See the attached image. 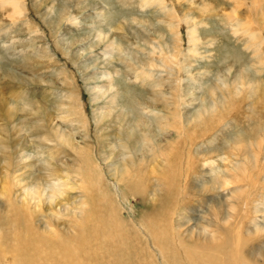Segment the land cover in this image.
<instances>
[{
  "label": "rangeland",
  "instance_id": "rangeland-1",
  "mask_svg": "<svg viewBox=\"0 0 264 264\" xmlns=\"http://www.w3.org/2000/svg\"><path fill=\"white\" fill-rule=\"evenodd\" d=\"M3 1L0 187L10 184L13 197L27 211L34 199L26 204L21 200L29 185L30 192L49 180V190L66 181L65 191L44 200L41 213L38 210L30 223L43 233L51 234L49 222L63 235L78 233L81 214L91 200L77 172V149L93 147L122 221L152 232L147 219L156 214L164 235H179L177 239L191 247L194 243L189 241L196 238L195 244L203 246L213 240L222 244L228 237L249 239L242 254L264 263V0H163L165 7L144 8L141 0H18L20 14H13L10 0ZM191 26L197 39L193 45ZM252 30L256 40L249 43ZM110 40L115 42L106 51ZM140 68L151 77L135 78ZM209 101L214 103L211 113L204 111ZM107 112L108 118L97 121ZM121 114L127 115L130 150L121 148L113 133L126 125ZM159 148L162 156H157ZM129 155L135 166H126ZM46 158L55 175L46 174ZM124 169L130 179L126 182L119 176ZM137 175L142 178L140 188L133 190ZM6 197L0 193L1 216L7 212ZM4 227L14 229L1 226L0 237L9 236ZM143 238L150 242L153 264H169L152 241ZM177 239L169 245L178 247ZM12 260L0 258V264Z\"/></svg>",
  "mask_w": 264,
  "mask_h": 264
},
{
  "label": "bare ground",
  "instance_id": "bare-ground-1",
  "mask_svg": "<svg viewBox=\"0 0 264 264\" xmlns=\"http://www.w3.org/2000/svg\"><path fill=\"white\" fill-rule=\"evenodd\" d=\"M20 1V0H19ZM4 3H8L5 0L3 1ZM2 2V3H3ZM18 0H10L9 4L15 9L13 11V14H20L18 11V8H20V4H18ZM140 3V2H139ZM142 3V7H150V6H160V7H165L163 0H141ZM99 14V13H98ZM17 18V17H16ZM72 21L75 20L73 19V17L71 18ZM248 25V24H247ZM250 27V26H249ZM191 28H193V26H191ZM190 28V41L193 45V43L197 40H195V34L192 32L195 28L191 29ZM98 31H100L98 29ZM195 31V30H194ZM255 31V30H254ZM98 36H101L100 32L97 33ZM96 35V37H98ZM189 35V34H188ZM104 38L106 37L105 35L103 36ZM249 43L250 41H254L256 40V35L255 32L250 31L249 33ZM195 40V41H194ZM113 41L114 40H110L106 43V48L108 50H110V48L113 45ZM115 42V41H114ZM197 42V41H196ZM248 43V47H253L254 50H256L257 48H255L254 46L250 45ZM252 44V43H251ZM254 44V43H253ZM257 44V43H256ZM255 45V44H254ZM156 50V49H155ZM105 51V52H106ZM193 52V50H191ZM191 53V52H190ZM176 54V53H175ZM186 54V53H185ZM192 55V54H191ZM262 62V61H261ZM152 66V65H151ZM150 66V67H151ZM141 70H139V74H137V77L135 78H143V77H151V73L148 71L143 70L142 68H140ZM107 70V69H106ZM102 72V71H101ZM209 73V72H208ZM102 74H104V76H109L107 75L109 73L107 72H102ZM154 75V74H153ZM103 77V76H102ZM141 81V79H139ZM221 80V79H220ZM250 80V78H249ZM238 81V80H237ZM236 81V82H237ZM241 81V80H240ZM257 81V80H256ZM227 82V81H226ZM226 82H224L225 84H227ZM233 82V83H236ZM110 83V82H109ZM239 83V81H238ZM237 84V83H236ZM248 84V83H247ZM253 84V83H252ZM255 84V83H254ZM257 84V83H256ZM260 85V84H259ZM110 86L112 87V83H110ZM234 86V85H233ZM98 87V86H97ZM99 87H101L100 92H102L104 90V88H102V86L100 85ZM232 87V86H231ZM238 87V85L236 86ZM254 87V86H253ZM214 88V87H213ZM219 88V87H218ZM217 88V90H218ZM230 88V87H228ZM239 88V87H238ZM110 89V88H109ZM241 89V88H240ZM253 89V88H251ZM222 90V88H221ZM225 90V89H223ZM227 90V89H226ZM225 90V92H226ZM214 91V90H213ZM220 91V90H219ZM236 91V90H235ZM238 91V90H237ZM217 92V91H215ZM248 93V92H247ZM246 93V94H247ZM216 94V93H215ZM225 95V93H223ZM234 94V93H233ZM220 95V93H219ZM115 96V95H114ZM221 96V95H220ZM236 96V95H235ZM222 98V96H221ZM220 98V99H221ZM114 97L111 98V100H113ZM218 99V97H217ZM110 100V101H111ZM155 100V99H152ZM175 100V99H174ZM182 100V99H181ZM216 100V99H215ZM222 100V99H221ZM225 101V99H223ZM213 101V100H211ZM242 101V100H241ZM112 102V101H111ZM177 102V101H175ZM210 102V101H209ZM214 102V101H213ZM217 102V101H216ZM214 102V103H216ZM219 102V101H218ZM206 103V102H205ZM213 103V105H214ZM221 103V102H220ZM176 104V103H175ZM210 106L209 104H206V108L204 111H209L211 113V110H208L210 108L213 107L212 102H210ZM216 105V104H215ZM222 105V103H221ZM157 106V105H156ZM203 106V105H202ZM201 106V107H202ZM148 107V106H147ZM178 107V106H177ZM200 107V106H199ZM200 107V109H201ZM205 107V106H203ZM176 108V107H175ZM199 109V110H200ZM225 109V107H224ZM223 109V110H224ZM202 110V109H201ZM197 111V110H196ZM175 112V111H174ZM214 112V111H213ZM212 112V113H213ZM226 112V111H225ZM194 113V112H193ZM202 113V112H201ZM209 113V116H210ZM111 114V112H107L106 113V117H104V115L102 114L101 118L98 117L97 121H102L106 118H108V116ZM200 114V113H199ZM173 115L175 117L178 118V112L173 113ZM204 115V114H203ZM202 115V117H203ZM208 115V114H207ZM206 115V116H207ZM214 115V114H213ZM122 119H125L126 125H122V129H116L113 130V133H117L116 135V139H119L120 142V147L121 148H125V149H132V147L130 146V138H129V123H127V115L126 114H121ZM193 116V115H192ZM260 116V115H259ZM262 116V115H261ZM195 117V116H194ZM215 117V116H213ZM176 118V119H177ZM209 118V117H208ZM264 118V117H263ZM141 119V118H140ZM139 119V120H140ZM175 119V118H173ZM204 119V118H203ZM111 120V119H110ZM171 120V119H170ZM212 120V119H211ZM220 120V119H219ZM109 121V120H107ZM112 121V120H111ZM192 121V120H191ZM174 122V121H173ZM177 122V121H176ZM181 122V121H180ZM200 122V121H199ZM109 123V122H108ZM112 123V122H111ZM138 123V120H137ZM204 123V122H203ZM26 125H30L28 121L25 122ZM146 124V123H145ZM179 119L178 122L176 124V127H180L179 125ZM185 124V123H184ZM199 124V123H198ZM205 124V123H204ZM200 125H202V123L199 124V128ZM106 126H107V122H106ZM110 126V125H108ZM134 126V124H133ZM170 126V124H169ZM182 126V125H181ZM197 126V125H196ZM195 126V127H196ZM166 127V125H165ZM198 127V126H197ZM226 127V126H225ZM158 128V127H157ZM167 128V127H166ZM202 128V127H201ZM200 128V129H201ZM164 129V128H163ZM199 129V130H200ZM136 130L139 131V126L137 124L136 126ZM165 130V129H164ZM190 130V129H189ZM196 130V128L194 129ZM202 130V129H201ZM205 130V129H204ZM184 131V130H183ZM188 131V130H187ZM193 131V130H192ZM198 131V130H197ZM175 132V131H173ZM194 132V131H193ZM200 132V131H198ZM211 132V131H210ZM111 133V132H110ZM109 131H107V134L110 135ZM162 133V132H161ZM208 133V132H207ZM206 133V134H207ZM212 133V132H211ZM205 134V133H204ZM210 134V133H209ZM156 135V134H155ZM106 134L103 136L104 140H106ZM193 136V135H192ZM207 136V135H206ZM242 136V135H241ZM99 137V136H98ZM183 137V136H182ZM64 138V137H63ZM114 138V137H113ZM189 138V137H188ZM238 138V137H237ZM44 139L49 140V138L47 136L44 137ZM62 139V138H61ZM208 139V138H207ZM141 140L144 142L145 138L144 136H141ZM149 140V139H148ZM189 140V139H188ZM194 140V139H192ZM214 140V139H212ZM69 141V140H68ZM67 141V142H68ZM189 142V141H188ZM194 142V141H193ZM205 142V141H204ZM69 143V142H68ZM176 143V142H175ZM178 143V142H177ZM182 143V142H181ZM159 144V143H158ZM173 144V143H172ZM190 144V143H189ZM211 145V143H209ZM182 145V144H181ZM192 145V144H191ZM190 145V146H191ZM7 149V145H5ZM146 146V145H145ZM141 147V146H140ZM248 147V146H247ZM190 148V147H189ZM50 149V148H49ZM86 149L88 148H84L82 147V149H77V153H79L81 155L78 164L80 165V169H77V172L79 173V175L81 176V181L83 182L84 185H82L81 182V186L84 188H87L88 191L90 192V197L88 198L91 200V205L89 206L88 209H83V212L81 214V221L79 222V231L78 233L75 234L74 236H67V235H63L64 231L61 232L58 229H56V224H52L51 222L48 223V230L51 231L50 233H43V232H39L38 230V225L37 227L32 225L30 223V218L33 217V215L36 214V212H40V209H42L41 205L43 203L44 200H51V197L57 196V194H62L65 189H63V184L66 185V181H64V183L60 184V185H56L54 187H51L49 190H46V187L49 186V183L46 184L44 182H42L41 184L37 185L38 187H35V189L33 191L29 192V186L27 187L26 191V195H24V198L21 200V202L23 204H26L27 202H31L34 199L33 203H30L29 208L26 210H24L23 208H21L22 204L20 205L17 201V199H15L13 197V193H11L12 189L10 188V184H3L4 187L1 188L0 187V193L5 194L6 197V211L5 214H8L7 218L5 219V214L3 216H1L0 214V228L1 226H8L10 228H14L13 230H8L9 232V236H5V234L3 236L0 237V258L2 259H6L9 256L13 257V260L11 261L12 264H153L155 258L153 259V256L150 255V250H148V247L150 245L149 240L146 241V239H144L143 237L150 239L151 245H154V248L157 247L159 249V251H161L160 253L164 254L165 259L167 260V262L169 264H264L261 261L258 262L257 260H255V257H252L251 259H246L245 256L242 254L245 246L247 244H249L247 241H249V239H239L238 238H233V241L231 240V238H226V240L222 243V244H214L212 242H208L207 246H203V245H199V244H195L197 242V238L194 240H190L189 242H193L194 246H189L186 243L181 242V239L177 237H179V235H172L170 236V238L168 237V235H164L165 232L163 233V228H161V226H163V224L161 223L160 220H158L157 218H159L158 215L155 214L156 218H150L147 219L151 228L152 232H148L147 229L145 228V226L143 227L142 225V229L141 227L138 228H134L131 223H126L124 221H122L119 217H118V211L117 209H115L114 206V201H113V195L110 194V192L107 191V185H106V180L104 179V176L102 175V173L100 172L99 169V165L98 163L95 162V156L92 153L93 152V147H91V149L89 151H87ZM167 150V149H166ZM194 150V149H193ZM54 151L55 150H49L47 156L48 157H53L54 155ZM179 151V149H178ZM182 151V150H181ZM180 151V152H181ZM24 153V151H22ZM128 152V151H127ZM126 152V153H127ZM167 152H170L169 150ZM192 152V151H191ZM213 152V151H212ZM122 153V152H121ZM164 153V151L162 152L161 148H159L157 150V156H162V154ZM178 154H180L178 152ZM185 154V153H184ZM189 154V153H188ZM195 154H197L195 152ZM201 154V153H200ZM197 154V155H200ZM153 155V154H152ZM165 155V154H164ZM186 155V154H185ZM193 155V154H192ZM208 155V154H207ZM131 155H129L126 160H125V164L126 166L128 165H134V161L133 159L130 157ZM135 156V155H134ZM143 156V155H142ZM145 156V155H144ZM156 156V155H155ZM172 156V155H171ZM181 156V155H180ZM210 156V155H209ZM187 157V156H186ZM185 157V159H186ZM191 157V155H190ZM166 158V157H165ZM182 158H184L182 156ZM204 158V157H203ZM251 158V157H250ZM49 158H46L45 160V166L44 169L47 171V175L52 176L55 175V170H54V166H50L51 164V159L47 160ZM123 159V158H122ZM137 159V158H136ZM171 159V158H170ZM175 159V158H174ZM197 159V156H196ZM206 159V158H205ZM168 160V159H167ZM202 160V158H201ZM122 162V161H121ZM138 162V161H137ZM136 162V163H137ZM153 162V161H152ZM182 162V161H180ZM211 162V161H210ZM135 163V164H136ZM140 163V162H139ZM151 163V162H150ZM166 163V162H165ZM178 164H180L179 162H177ZM185 163V162H184ZM193 163V162H192ZM212 163V162H211ZM209 163V164H211ZM9 164V163H8ZM153 164V163H152ZM178 164L177 167L179 166ZM187 164V162H186ZM206 164H208L206 162ZM205 164V165H206ZM213 164V163H212ZM211 164V165H212ZM48 165L50 166V168L48 167ZM123 165V164H122ZM167 165V164H166ZM181 165V164H180ZM184 165V164H183ZM188 165V164H187ZM10 166V165H9ZM125 166V165H124ZM135 166V165H134ZM138 165L136 164V167ZM163 166V165H162ZM161 166V167H162ZM11 167V166H10ZM183 167V166H182ZM195 167V166H194ZM211 167V166H210ZM12 168V167H11ZM78 168V167H77ZM170 168V166H169ZM189 168V167H188ZM196 168V167H195ZM162 169V168H161ZM171 169V168H170ZM169 169V170H170ZM181 169V168H180ZM185 169V168H184ZM197 169V168H196ZM8 170V169H7ZM18 170V169H17ZM152 170V169H151ZM172 170V169H171ZM176 170V169H175ZM188 170V169H187ZM186 170V171H187ZM12 171V170H11ZM125 169L122 171H119V176L122 179V177H124L123 179L125 180V182L128 180H130L128 177L124 176V172ZM168 171V170H167ZM180 171V170H179ZM197 171V170H196ZM164 172V171H163ZM188 172V171H187ZM190 172V171H189ZM188 172V174H189ZM117 173V170L115 172V174ZM173 173V171H172ZM170 171V174H172ZM243 173V172H242ZM187 174V173H186ZM184 174V175H186ZM193 174V173H192ZM57 175V174H56ZM60 175V174H59ZM191 175V174H190ZM194 175V174H193ZM14 176V175H13ZM162 176V175H161ZM165 176V175H164ZM167 176V175H166ZM169 176V174H168ZM167 176V177H168ZM174 176V175H173ZM187 177V176H186ZM235 177V176H234ZM14 178V177H13ZM17 178V177H16ZM128 178V179H127ZM162 178V177H161ZM165 178V177H163ZM185 178V177H184ZM188 178V177H187ZM218 178V177H217ZM19 179V178H18ZM122 179V180H123ZM176 179V177H175ZM189 179V178H188ZM27 180V179H25ZM67 180V179H66ZM142 180V178L140 179V176L137 175L135 178L132 179V185H134L133 190L135 188H140V181ZM163 180V179H162ZM160 180V181H162ZM168 180V178H167ZM183 180V179H182ZM216 180V179H215ZM218 180V179H217ZM62 181V182H63ZM166 181V180H165ZM187 181V179H186ZM70 182V181H69ZM85 182V183H84ZM251 182V181H250ZM185 183V182H184ZM189 183V182H188ZM187 183V184H188ZM179 184V183H177ZM182 184V182H181ZM2 185V184H1ZM110 185V184H109ZM189 185V184H188ZM191 185H192V181H191ZM13 186V185H12ZM69 186V185H68ZM183 186V185H182ZM106 187V188H105ZM179 187V186H178ZM185 187V185H184ZM189 187V186H186ZM38 188V189H37ZM53 188V189H52ZM72 188V186H71ZM128 188V187H127ZM132 188V187H131ZM165 188V187H164ZM174 188V187H173ZM193 188V186H192ZM206 188V187H204ZM11 189V190H10ZM181 189V188H180ZM189 189V188H188ZM187 189V190H188ZM211 189V188H210ZM169 190V189H168ZM172 190V187H171ZM199 190V189H198ZM181 191V190H180ZM191 191V190H190ZM134 192V191H133ZM165 192V191H164ZM177 192V190L175 191ZM174 192V193H175ZM183 192V191H182ZM130 193V192H129ZM185 193V192H183ZM164 194V193H163ZM186 194V193H185ZM192 194V193H191ZM194 194V193H193ZM134 195V194H133ZM168 195V194H167ZM240 195V194H239ZM166 196V195H165ZM174 196V194H173ZM171 196V197H173ZM194 196V195H193ZM179 197V196H178ZM186 197V196H184ZM183 197V198H184ZM162 198V197H161ZM182 198V197H181ZM192 198V196H191ZM29 199V200H28ZM53 199V198H52ZM55 199V197H54ZM164 199V198H163ZM162 199V200H163ZM166 199V198H165ZM161 200V201H162ZM179 200V199H178ZM254 200V199H253ZM55 201V200H54ZM170 201V200H169ZM172 202L174 200H171ZM190 201V200H189ZM52 202V201H51ZM179 202V201H178ZM50 203V202H49ZM53 203V202H52ZM51 203V204H52ZM84 203V202H83ZM164 203V201H163ZM162 203V205H164ZM170 203V202H169ZM181 203V202H179ZM188 203V202H187ZM185 203V204H187ZM161 204V203H160ZM166 204V203H165ZM172 204V203H171ZM170 205V204H169ZM87 206V205H85ZM166 206V205H165ZM164 206V207H165ZM171 206V205H170ZM182 206V205H181ZM180 206V207H181ZM25 207V205H24ZM162 207V206H161ZM163 207V209H164ZM167 207V206H166ZM185 207V206H184ZM183 207V208H184ZM47 208V206H46ZM48 208L50 210L51 205H48ZM160 208V207H159ZM123 209V208H122ZM162 209V210H163ZM169 209V208H168ZM172 209V208H171ZM52 210V209H51ZM50 210V211H51ZM115 210H117L116 212H114ZM161 210V211H162ZM32 213H31V212ZM54 211V210H52ZM58 212V210H56ZM82 211V210H80ZM115 213H113V212ZM154 211V210H152ZM151 211V212H152ZM170 211V210H169ZM167 210V212H169ZM172 211V210H171ZM183 211H186V207L185 210L183 209ZM62 212V211H61ZM61 212H59V214H61ZM160 212V210H159ZM29 214V216L27 214ZM41 213V212H40ZM56 213V212H55ZM153 213V212H152ZM48 214V213H47ZM159 214V213H157ZM167 215V213H165ZM169 214V213H168ZM57 215V214H56ZM63 215V214H62ZM150 215V213H149ZM164 215V214H163ZM165 215V216H166ZM170 215V214H169ZM173 215V214H172ZM158 216V217H157ZM164 219L167 218V216ZM49 217V216H48ZM151 217V215H150ZM80 218V217H79ZM78 218V219H79ZM162 218V217H161ZM164 219H162L163 221H165ZM168 222H169V218ZM166 219V220H167ZM32 220V219H31ZM144 220V219H143ZM142 220V221H143ZM56 221V220H55ZM76 221V220H75ZM146 221V220H144ZM171 221V220H170ZM10 222L14 223L11 224ZM141 222V221H140ZM167 222V221H166ZM173 222V219L172 221ZM35 223V222H34ZM144 223V224H143ZM142 224L145 225V222H143ZM36 224V223H35ZM166 224V223H165ZM169 224V223H168ZM176 224V223H175ZM179 224V223H178ZM177 224V225H178ZM172 225V224H170ZM176 225V226H177ZM174 226V225H173ZM149 226H147L148 228ZM167 227V226H166ZM170 227V226H169ZM168 227V228H169ZM167 228V229H168ZM179 229V226L176 227ZM2 229V228H1ZM149 229V228H148ZM21 230V233H20ZM78 230V229H77ZM175 230V229H174ZM165 231V230H164ZM169 232V229L167 230ZM174 232L173 230H170V232ZM48 232V231H47ZM177 232V231H176ZM175 232V233H176ZM180 232V231H179ZM52 234L55 235V237L51 236ZM138 234V235H137ZM170 234V233H169ZM178 234V232L176 233ZM241 234V233H239ZM243 235V234H242ZM237 236V235H236ZM241 237V235H238ZM175 237L177 240H179L180 242L178 243V247H174V245L177 246V244L175 243L174 245H172L170 243L169 245V241H172V238ZM183 237V236H181ZM244 237V236H243ZM187 238V237H186ZM192 239V238H190ZM208 239V238H206ZM215 239V238H214ZM224 239V238H223ZM204 240V239H201ZM210 240V239H209ZM176 241V240H175ZM221 241V240H220ZM247 242V243H246ZM201 244H203V242H200ZM254 243V242H253ZM191 244V243H190ZM205 244V243H204ZM252 244V242H251ZM156 248V251H157ZM155 250V249H154ZM152 252V251H151ZM154 253H156L154 251ZM153 253V254H154ZM155 256V255H154ZM163 255H161L162 257ZM163 256V257H164ZM67 257V258H66ZM62 259H64V261H61ZM130 259H132V262H129ZM164 259V258H163ZM66 260H68L66 262ZM160 260V259H159ZM3 264V263H2ZM166 264V263H165Z\"/></svg>",
  "mask_w": 264,
  "mask_h": 264
}]
</instances>
